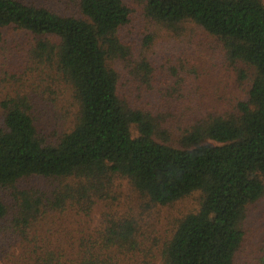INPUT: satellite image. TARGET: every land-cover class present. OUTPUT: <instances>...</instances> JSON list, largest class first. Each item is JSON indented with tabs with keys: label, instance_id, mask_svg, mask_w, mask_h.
I'll return each instance as SVG.
<instances>
[{
	"label": "trees",
	"instance_id": "16d2710c",
	"mask_svg": "<svg viewBox=\"0 0 264 264\" xmlns=\"http://www.w3.org/2000/svg\"><path fill=\"white\" fill-rule=\"evenodd\" d=\"M139 16L246 98L186 106L196 69L131 42ZM263 196L264 0H0V264H237Z\"/></svg>",
	"mask_w": 264,
	"mask_h": 264
},
{
	"label": "rangeland",
	"instance_id": "374dc122",
	"mask_svg": "<svg viewBox=\"0 0 264 264\" xmlns=\"http://www.w3.org/2000/svg\"><path fill=\"white\" fill-rule=\"evenodd\" d=\"M35 1L38 3L54 2V0ZM68 12L69 10L66 13ZM125 29L124 31H127L129 40L138 45L141 44L146 35H152V43L149 50L152 51V55L154 53L158 62L165 57L173 56L171 57L173 58L171 67H177L178 62L175 58L177 55L183 54L182 63L185 67L187 69H196L198 76L192 74L189 80L191 83L190 88L194 92L192 95L194 101L190 98L185 99L186 106L190 107L191 103L200 99L201 104L207 109L202 113L208 111L222 113L232 108L238 101L246 98L245 89L247 84L239 82L233 69L226 66L212 52L198 49L196 45L189 46V48L185 47L187 46L186 44L180 43L173 35L170 36L164 30H158L142 16H139L137 20ZM148 52L150 54V51ZM184 111L187 113L185 109ZM197 202L198 195H191L171 205L160 206L157 209L160 223L164 225V228L172 226L180 217L195 210ZM253 206H251L246 225L248 234L237 255V264H264V196ZM93 218L96 221V212L93 214Z\"/></svg>",
	"mask_w": 264,
	"mask_h": 264
}]
</instances>
